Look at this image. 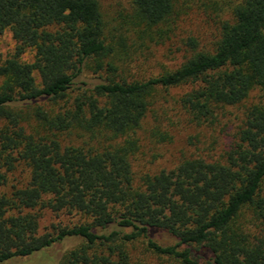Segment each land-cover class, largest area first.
I'll return each mask as SVG.
<instances>
[{
  "label": "trees",
  "instance_id": "16d2710c",
  "mask_svg": "<svg viewBox=\"0 0 264 264\" xmlns=\"http://www.w3.org/2000/svg\"><path fill=\"white\" fill-rule=\"evenodd\" d=\"M192 5L132 0L112 24L98 0H0V33L15 42L0 61V264H42L31 257L68 240L80 243L56 264H146L138 246L159 264H264V0H208L213 46L189 38L178 68L132 72ZM182 89L175 104L199 128L243 106L230 146L216 160L136 171L139 132ZM151 139L172 134L156 126ZM19 170L26 181L13 184ZM46 212L80 220L41 233Z\"/></svg>",
  "mask_w": 264,
  "mask_h": 264
},
{
  "label": "rangeland",
  "instance_id": "374dc122",
  "mask_svg": "<svg viewBox=\"0 0 264 264\" xmlns=\"http://www.w3.org/2000/svg\"><path fill=\"white\" fill-rule=\"evenodd\" d=\"M102 7V12L107 21L115 24L121 14L130 12L132 0H98ZM220 3L234 2L235 0H213ZM208 0H193L192 9L187 15L182 17L176 35L171 42L165 45H155L148 43V50L138 54V61L134 62L132 72L141 78H149L158 75L166 70L178 68L185 57L190 55L191 48L188 46V39L193 38L199 43V48L206 49L215 43L219 36L218 21L214 18L204 3ZM217 21V22H216ZM15 42L10 32L0 33V61L6 59L14 50ZM33 54L28 53L25 60L32 61ZM185 91L173 90L167 97V102L163 108L167 115H163L157 122L151 115L146 120L143 130L139 132L142 139V152L137 158L135 170L138 172L157 173L163 169L174 168L183 158L200 156L209 160H216L228 146H230L234 132L238 126L237 117L243 116V106L229 108L228 116L217 128L197 127L183 116L175 104V100ZM254 95V94H253ZM245 104H250L255 96H252ZM159 126L162 130H168L172 134V141L166 144H157L151 139V131ZM27 173L19 170L13 177V184L24 183ZM79 216L75 214H55L44 213L40 223V232H52L54 227L71 226L78 223ZM159 242L163 245H171L173 239L168 235H162ZM80 240H68L62 244H57L53 248L37 253L31 259H38L44 263L46 261L58 263L61 255L74 248ZM136 258L146 264H159L161 259L146 253L142 246H138L135 251Z\"/></svg>",
  "mask_w": 264,
  "mask_h": 264
}]
</instances>
